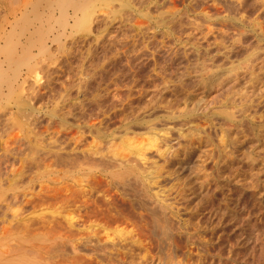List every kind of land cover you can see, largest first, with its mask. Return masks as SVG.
Wrapping results in <instances>:
<instances>
[{
    "label": "rangeland",
    "instance_id": "obj_1",
    "mask_svg": "<svg viewBox=\"0 0 264 264\" xmlns=\"http://www.w3.org/2000/svg\"><path fill=\"white\" fill-rule=\"evenodd\" d=\"M45 1L48 3V5H51V7H54V4L58 3L54 7L55 9L51 8L52 10H54V12L49 9L50 6L45 7L44 5L45 3H43ZM49 1L50 2H48V0H19V6L17 4V7L15 5L14 7L12 5L10 6L12 0H0V48H1L0 70H2L3 67L5 68V69L3 68L4 70L0 71V77L2 76L4 78L5 76L4 79H10L11 77L13 78V79L11 78L13 82L11 83L10 89L4 83H2L3 85L2 84L0 85L1 87L0 91L2 90L1 93H3V98L0 99V154L2 155V157L6 154L5 155L6 157L2 158L0 156L1 157L0 171L5 168V171L3 172L2 170V172L4 173V175H6L8 174L9 170L18 169L19 171L21 170L19 168H22L24 173L21 180L19 178L17 179L18 182L15 179L17 183L12 182L13 184L16 183L14 187H12V184L10 182L12 188H8L9 183H6L5 181H4L5 185L0 184V186L2 185L0 187V194L4 193L2 198L4 199V201L7 200L9 205L8 208L6 201L5 203H2L3 201L1 200L3 199L2 198L0 199V206H1L0 223L2 224V225L0 224V227L5 226L8 221H9L8 223L11 222L12 224L14 223L12 225L14 226L16 223L10 221L12 220L11 217L14 214L16 215V217L19 216L20 218L24 217L25 220H27V218L30 219L32 218V220H34L40 217L38 215L42 216L45 215V213L46 215H48L49 214L48 212H51L53 210V208L52 207L49 208L48 205H47L48 207L45 205L41 206L40 205L41 202H35L31 206H23L22 204H19V202L22 200L20 199L21 196L20 197L17 196L20 200L18 198H15L16 201L13 199L17 203L13 202L12 200L11 201L8 200L11 198L9 197V195H11L12 190H17L18 194L20 195V193L22 192L21 190H25V188L28 185H33L34 188L38 187L39 183L36 182L37 177L45 170L50 171V168H44V165L43 167H39L40 163L41 164H44V162L46 164L48 163V161L43 160L42 158L43 156L41 153H43V155H46L45 153L46 151L48 155H46L45 158H49L48 160L50 162V160H52V157L50 156L49 152L51 151L50 153L52 154L53 153L55 154L56 152L64 153L63 149H65L66 152V148H68L69 145H67V147L64 148V145H66L65 138H67L68 136L70 137L75 133L74 135L77 136V138L81 137L80 139L82 142L80 141V139L78 141L80 142L81 145L80 148L82 149L80 148L78 149L79 147L78 141L74 140L75 142H77L78 146L71 145L73 144L71 141L72 139H75L73 138L75 136L70 137L72 139L68 137L67 140L70 139L71 143L68 141L70 147H75V148L77 147V151H75V153L76 152L81 153V155L77 153V155L80 156V158H78L79 162L77 161L78 163L82 162L81 161L82 154L85 155L86 152L91 153L93 151V149L92 151L90 150L91 148H93L91 147L92 144L90 142L92 143L99 142V144L101 143L103 145L104 148L102 147V145H100V149H99L98 148L99 144L95 143L96 145H98V147L97 146L94 147L96 149L98 148L99 150H102V153L100 151L99 152L100 154H103V157L102 156L101 157L102 159H104L106 158L105 156H108L107 154H105L108 153L107 149L105 148L106 146H104L105 144L102 143L108 140V138H106L105 131L112 129L110 127V123L111 125L113 124L117 125L118 122L121 121L120 120L122 119L121 117L124 118L126 116L129 117V119L124 118L126 120L125 121L126 127L129 129L127 130V133L129 132L128 134L129 138H131L130 136L133 135L132 138H134V136L135 138L136 137L140 138L141 136L144 139L147 137H151V135L154 134L159 145L160 144L163 145L167 143L166 141L168 140L169 141L172 140L170 142L174 141L173 143H171V145L172 144L174 145L175 143H177L178 141L177 137L179 136L180 133L183 135L185 134L186 138L187 137L189 138V136L192 134L190 133V131L195 133L194 131L196 128L200 129L201 134L199 135L200 137L199 142L197 141L196 144L192 147L193 150L196 149L194 151L196 155L193 156L192 163L189 164L184 163L183 162L184 156L179 154V157L178 155L175 157V159L177 158L176 159L177 162L175 160H171L172 165L169 164V166H172L173 168L167 166L168 167L167 170L171 169L172 171L169 170V172L171 171L172 173H174L175 171V176H177V180L174 182V184L183 186L185 188V193L187 194L194 192L196 194V198L193 199L191 203H189V206H187L185 210H183L184 207L183 206H181V208L177 207L176 204H178V202L172 200L173 198L169 196V192H168L169 187L166 182H163L164 185H162V183L160 184L164 186L163 190L165 197L163 198L164 200L163 205H167L168 207L173 209V211H175L176 209L179 210L181 209L180 211L177 212V215L181 218H195V219L197 218L204 221L209 219V221L213 222L212 225L209 226V228L211 229L214 228L213 230L214 232L217 230L218 233L217 236L219 237L216 238V240L214 241L215 243H212L209 240L210 243L206 248L195 247V246L184 247L185 244L184 242L182 243L181 241L182 243L181 248L184 247L185 249L183 248L181 250L180 248L171 253L165 252L166 255H164L165 253L160 252L159 250L156 251V249L147 251L145 253L142 250H139L136 246H133L130 247L128 250V253L124 259L126 262L125 264L128 263L158 264V262L159 264H164V263L165 264H264V238H263L264 237V176H261L262 169L264 170V21H263L264 17H262L264 16V0H239V1L238 0H214V1L187 0L186 2L185 0H183L185 3L182 0H180L181 2L177 0L175 8H171L167 6L168 4L165 0H157V1L156 0H148V1L147 0H91L94 9L96 7L95 12H98L94 15H96L98 19L100 18V20H98L94 16L95 19L94 17L92 18L94 21L92 20V24L88 25V28L89 27L91 28L87 30L89 32L83 31V33L81 34L78 33L70 34L69 31L68 32L66 31L63 33L64 37L63 34L61 33L63 32L61 30L62 24H60L61 22L60 20L62 19L61 13L62 15L64 13L62 12L63 11L62 9L64 8L61 5L62 1L52 0L54 4H52L51 0ZM78 1L72 0V2L75 4H78L79 3ZM102 2L105 4H103ZM213 2L215 3L214 5ZM47 3L46 6H48ZM41 6L44 7L43 10H42L43 7ZM166 6L169 7V9H166ZM13 7L14 9L11 10ZM46 8L49 9V11ZM64 9L67 10L66 12V14L68 13L67 16H69V14L72 15L71 8H70L71 10L69 9V7ZM170 11L172 12L176 11L175 22H177V20L179 19H181L182 22L179 25L175 23L176 27L172 28V30H174L175 32L171 31L169 33L167 32L166 27L167 25H169L168 23L169 20H171L169 17ZM104 12H106V14H104ZM110 12L112 13L108 14ZM44 14H46V17H44L45 16ZM51 14L52 16L54 15L56 17L54 16L52 17ZM103 14L106 18L103 16ZM49 16L50 18L51 17L55 18L57 21L52 18L50 19ZM178 16H181L182 18ZM185 18L187 19L185 20ZM46 19H48V21ZM241 19L246 21L245 25L243 24L244 21L241 22ZM256 19L258 22L255 21ZM258 19L261 21V23ZM50 20L53 23L51 22L48 23ZM191 20L193 21V23L191 22ZM69 21L70 24L73 23L72 19H70ZM255 22H257L256 23L257 25L258 23L262 24V26L258 25V27L261 26L263 28L262 32H260V30L257 31L258 29H260V27L259 28L256 27ZM252 23L255 25L253 26ZM208 25L210 27H207ZM45 26H47L48 28L51 27L49 29L54 32L51 33V31L48 30V28ZM178 26L180 28H178ZM212 26L217 28H213ZM44 27L45 30L46 31L48 30L49 32L48 31L46 32L44 30ZM144 27L145 29L143 30L142 28ZM36 28L38 29L35 30ZM39 28L40 30L41 29L43 30L42 33L44 31L46 32V33L44 32L45 38H47V36L48 38L57 36L56 40L53 43H51L50 46L48 47L49 49L47 53L45 52L43 55L37 57V60L40 59L42 63V64L40 62L37 63L38 65L41 64L37 66V68L42 66L43 71H45L46 73H44L41 70L42 68L41 69L39 68L40 71L39 69L35 68V71L33 72L34 73L37 71L41 72L40 74L42 75L40 76L42 77L38 76L39 73L37 74V76L36 75L31 76L33 75V73L30 74V72L27 71L28 68L22 66L24 61L26 62L27 59L29 60L28 56L26 55H23L24 57L18 56L19 53H20L19 55L23 54L25 45L27 44L26 40L30 38L28 36L31 33H32L31 36L34 37L35 39L39 38L36 35L38 33H41ZM206 28L209 29L211 28L210 31L212 32V34L211 36L207 35L206 38L205 36L203 38L204 33L207 31ZM218 29H220L221 32ZM34 32L35 34H33ZM190 32H192L193 35ZM217 32L221 33L220 36L221 35L222 36L220 37ZM258 32L263 36L259 35ZM54 33L56 35H54ZM189 35H191V37ZM217 35L220 38L216 37ZM186 36L187 37L189 36L190 38L189 37L187 38ZM195 36L197 39L194 38ZM214 36L216 37V40H213ZM58 37L60 38V40ZM198 38H200L201 40ZM203 39L204 40L207 39V40L204 41ZM58 40L61 43L57 42ZM95 42L97 45L95 44ZM199 42H201L202 44ZM4 45L5 46L7 45L6 48H4L5 47ZM226 45L228 46V48ZM229 47H232L230 48L231 50L229 49ZM2 48L6 49L7 51L5 50V53H3L4 51H2L3 50ZM193 48L198 49V51L200 50L198 56L194 55V51H192ZM220 48L222 49L220 50ZM226 48L228 51L226 50ZM11 49L13 50V53ZM32 49L34 50L33 52L36 51L34 48ZM51 49L53 50V52ZM65 51H67L68 53H66ZM48 52H51L52 55L51 53L48 54ZM79 52L80 53L82 52L81 55ZM10 54H12L13 56L11 59L10 58L8 59L7 57L11 56ZM91 55H93L94 57ZM66 56L68 57L66 58ZM43 59L44 61H42ZM203 59L205 60V63ZM17 61L18 64L15 63ZM45 61L49 62L46 64V67H44L45 64L43 65V63H46ZM7 62H10L8 63L10 65L6 64ZM66 63L68 64L67 66ZM12 64L17 66H20L19 64H21L20 67L22 68L16 71L17 69L15 68V66L12 67L13 66ZM205 65L207 66L206 68L207 71L205 70L206 67ZM91 67L93 71L91 70ZM202 67L204 69H202ZM51 69H53L52 72ZM67 69L69 70V72ZM205 71L206 72L209 71L208 72L209 74H207ZM28 72L30 75L27 74ZM50 72L52 75L50 74ZM43 73L44 74L49 73V75L44 76ZM83 74L86 77L83 76ZM25 76H27L26 80L27 79L28 80L27 82L26 80H24L25 85L23 83L21 84L20 88H22L23 89L22 91L24 92L22 93L21 91L19 92V90L21 89L19 88L20 84H18V82H22V79H24ZM51 78L54 79H52L51 81ZM46 81H48L49 84L51 82L50 86ZM79 81L82 82L83 84L82 83L78 84ZM75 83L78 85L76 86ZM32 88L33 91L37 88L36 90L39 92V93L38 92L35 93L37 94V96L35 94L34 96L31 95L32 91L30 90ZM28 89L30 90L28 91ZM21 93L25 98L31 96L32 99L30 97L27 98L29 100L23 98ZM28 93H30L29 96ZM39 95L40 97L38 98ZM17 100L23 101L25 103V106L26 104L27 106L22 109L20 105L17 104ZM30 100L32 102H30ZM90 101H92L91 102L92 104L90 103ZM93 101L96 102L94 103ZM68 106L69 109L71 110H68ZM112 106H115V108H113ZM229 108L230 109L234 108V109L230 110ZM220 110L221 112L222 110H225L224 111L225 113L223 112L221 113ZM119 111H121L124 114V116ZM188 111H190V113L192 112V114L189 113L187 114ZM19 112L31 113L32 116L27 118L26 117L27 115L25 114L24 117L27 118L26 121V119L24 120L22 119L23 117L19 116L20 114ZM120 115L122 116L120 117ZM131 116H132V120H131ZM229 116L232 118H228ZM76 120L78 121L75 122ZM114 120L117 121L116 122L117 124H115ZM185 120L187 121V123L190 121L191 122L187 124ZM161 121H163V123ZM179 121L181 122V124ZM146 123L149 124L152 123L154 126L156 125L159 126L152 127L153 125L149 126V124L147 125ZM192 124L195 126L197 124V127L195 128V126H193ZM221 124L223 126H225L226 124L227 126H225V128L231 127V129H233L234 126L235 128L231 130L233 132L232 136L234 137L236 135L235 136L236 138L235 137L234 138L238 141L235 144V146L230 145L229 149H225L226 153L224 152L217 159L218 165H221L222 167L224 164H226L224 166L226 167L228 165L227 167L228 169L226 168L224 175L222 174V177L217 178L215 181L210 180L211 178H208L209 180L208 179L204 180L198 176L195 177V175L191 172V170L193 166L195 167L199 163L197 159L199 151L204 148L206 141L210 140L211 137L213 138L214 133H216L218 129L220 130L224 128L222 127ZM230 124L233 126H231ZM132 125L135 127H132ZM191 125L194 128L191 127ZM102 127L103 130H101ZM141 127L142 128L145 127V129H142ZM104 128L106 129L105 131ZM63 129H65L64 133H63ZM137 130L138 132H136ZM154 130L155 132H157L156 134ZM94 131L96 133L99 132L97 133L98 134L97 136L94 135L96 134ZM172 131L174 133H171ZM186 131L187 132L189 131L188 132L189 134H187ZM69 132H71V135ZM81 132H83L84 134ZM100 133L102 135H100ZM80 134L85 136L82 137V135L80 136ZM145 135H147V137H144ZM64 136L66 137L64 138ZM164 136L166 137L165 140L163 138ZM85 137L88 139H86ZM182 137H181L182 139L185 138L184 136ZM181 138H179L178 144L182 145V143L188 138L187 139L185 138L183 142ZM63 139L65 142L63 141ZM95 139H97L98 141H96ZM163 140L165 141V143ZM8 141H12V143H9ZM17 141L21 143H18ZM5 142L7 143V146ZM51 142L53 145L50 144ZM62 142H64V144ZM15 143H17V145L20 147L17 148V145H15ZM45 143L48 146H46ZM60 143L61 145H63V147L60 146V148L62 147L63 149L59 148ZM94 143L93 145H95ZM4 144L9 149V153L8 151L6 153L5 152L6 150L3 149ZM55 145H58V147H55ZM181 145L178 146L181 147ZM52 146H54V148ZM236 146L238 151L233 150L234 152L233 154L232 149L236 148ZM10 147H12L15 151L16 149H19L20 151L18 150L17 153L19 152L20 153L19 154L15 153V151ZM231 147L232 149H230ZM57 148H59L60 150ZM102 148L104 149V151ZM82 150L83 152L85 150L86 151L84 153L80 152ZM235 151L237 152V155ZM180 155L182 158L180 157ZM38 156L40 157L38 158ZM222 157L225 159H223ZM228 157H230L231 160L233 159L234 163L230 162L231 164H227V160L229 161L230 159ZM10 158L13 159V161ZM33 159L36 161H34ZM37 159L39 160L38 162ZM40 159L43 160L44 162L41 161ZM2 160L7 163L4 164L5 162H3ZM100 161L102 162L100 168H102L105 159L104 160L100 159ZM52 162H54V160H52ZM84 162L83 164H80V167L83 168V170H81L79 173L76 174V176H74L75 179L77 178L76 180L77 182L72 177L64 178V176L60 175L59 173H56L54 175L48 176L49 178H47V181H45V183L44 182L42 183L43 189L45 190L47 189L46 191H51V193L53 190L54 193L52 194H56V193L59 194L60 190L58 188L62 189L63 187L65 189L66 186L68 190H71L72 186L74 187L75 190L80 189V187L83 186L81 189L85 190L87 188H90V186H87V182L89 181L88 179L91 180L93 179L92 181L91 180L89 181L91 182L90 184H92V182L98 183L100 180L99 177H102L101 183L102 184L104 183L103 185L106 186V181H105L106 178H103L105 177L104 173L102 175H97L98 177H95L96 180H94V178L92 177V175L94 176V174L86 172L87 170H94V165L90 163L92 165L91 166L89 162H88L89 165L86 162L85 163ZM36 163L38 164L35 165ZM11 165L14 169H10ZM52 165L54 166V164H51V171L53 170L58 171L57 167L54 169L55 166L53 167ZM6 169H8L7 172ZM255 170H258V174H260L261 176L260 178H262L259 182L260 184L258 183L257 185L251 181V179L253 178V172ZM2 172L0 173L3 175ZM70 176H72V174H70ZM3 178L2 180L0 179L1 183H3L2 182ZM82 179L85 182H83ZM78 180H80L81 182H78ZM103 180L105 182H102ZM106 180L108 182V179ZM69 184L71 185V187ZM99 184L100 182L97 185ZM202 184L204 187L202 186ZM46 186H48L49 189L51 187V190H49L48 187ZM102 186L100 188H102ZM200 187H202L203 190L202 189L199 190ZM74 189L72 188L73 191ZM54 190H56V192ZM248 190L250 191V193ZM204 191H206L205 194L203 193ZM206 194H210V195H206ZM202 195L203 196L206 195L207 198L206 196H204L205 197L204 198ZM210 200L213 202H211ZM17 204H19L21 207H19ZM178 205L180 206L181 204L179 203ZM17 207L19 208L20 211L18 210ZM2 208H4L6 212ZM234 208H236V210H234ZM15 210H18L16 211L17 213H15ZM228 210L232 213H230ZM18 214L19 216H17ZM217 217H220V220H216L218 219ZM3 218L5 220L1 221L3 220ZM220 221L223 222L221 223ZM3 222H5V224ZM12 226L9 227L11 228ZM18 226H20V224ZM243 227L244 229H242ZM4 228L7 227L5 226ZM18 229L21 230L22 227ZM258 232L260 236L258 235ZM244 235L246 236L244 237ZM205 238H207V240L209 239V237L207 236ZM244 238L246 241L244 240ZM252 240H254V242ZM217 241L219 244H217ZM255 241H259L258 242L259 244ZM200 248H202L203 251ZM259 248L262 249L258 250ZM18 253L20 254L18 255ZM18 253L15 254H17L19 257L22 256L23 261L25 259L28 260V257L24 255L22 252H18ZM177 259L180 261H178ZM28 262L29 261H26L27 264Z\"/></svg>",
    "mask_w": 264,
    "mask_h": 264
},
{
    "label": "bare ground",
    "instance_id": "obj_2",
    "mask_svg": "<svg viewBox=\"0 0 264 264\" xmlns=\"http://www.w3.org/2000/svg\"><path fill=\"white\" fill-rule=\"evenodd\" d=\"M55 1V0H54ZM62 1L61 2V5L62 7L64 8H68L69 9L71 8L72 9V15L69 14V16H67L66 12L67 10L66 9H62L64 12L63 15L61 12H58V13H61V16H62V19L59 21L60 24H62V31L61 32L62 34L64 32H70V34H81L83 33V31H87L89 29H91L90 27L88 28V25L89 24H92V18L95 16L97 18L96 13L98 12H95V9H94V6L92 5V2L91 0H77L79 3L78 4H75L72 2V0H60ZM74 1V0H73ZM148 1V0H147ZM145 1V2H147ZM157 1V0H156ZM167 2V6L171 7V8H175L176 7V2L177 0H165ZM180 1V0H179ZM183 1V0H182ZM187 0H185L186 2ZM195 1V0H194ZM214 1V0H213ZM239 1V0H238ZM40 2V1H39ZM48 2H50L48 0ZM52 2V0H51ZM58 2V1H57ZM107 2V1H105ZM181 2V1H180ZM184 2V1H183ZM182 2V3H183ZM184 2V3H185ZM193 2V1H192ZM191 2V3H192ZM201 2V1H200ZM228 2V1H227ZM30 3V2H29ZM45 3V7H49L50 10H52L51 8H54L55 5L57 4H54V2H52V4H54V7H51V5H48V3L45 1L43 2ZM46 3L48 6H46ZM60 3V2H59ZM103 3V2H102ZM160 3V1H159ZM194 3V2H193ZM260 3V2H259ZM17 4L19 6V0H12V2L10 3V6H16L17 7ZM39 4V3H38ZM37 4V5H38ZM94 4V3H93ZM105 4V3H103ZM199 4V3H198ZM212 4V3H211ZM215 3L213 2V5ZM233 4V3H231ZM235 4V3H234ZM162 5V4H161ZM166 5V4H165ZM178 5V4H177ZM201 5V4H200ZM218 5V4H217ZM236 5V4H235ZM234 5V6H235ZM14 6V7H15ZM113 6V5H112ZM163 6V5H162ZM166 6V9H169V7ZM181 6V5H180ZM194 6V5H193ZM14 7L11 9L13 10ZM37 7V6H35ZM43 7V6H41ZM98 7V6H97ZM104 7V6H102ZM57 8V7H56ZM165 8V7H163ZM200 8V7H198ZM233 8V7H232ZM44 9V7L42 8V10ZM47 9V8H46ZM49 9H47L49 11ZM55 9V8H54ZM68 9V11H69ZM70 9V10H71ZM66 10V11H65ZM191 10V9H190ZM201 10V9H200ZM203 10V9H202ZM206 10V9H205ZM45 11V10H44ZM47 11V12H48ZM54 12V10H52ZM13 12V11H12ZM148 12V11H147ZM171 12V13H170ZM169 14H170V19L169 20V25H167V32H175L174 30H172V28L176 27V24L179 25L181 24L182 20L179 19L177 20V22H175L176 18H175V13L176 11L172 12L170 11ZM182 12V11H181ZM204 12V11H203ZM45 13V12H44ZM50 13V12H49ZM103 13V12H102ZM112 12L108 13V14H111ZM184 13V12H183ZM42 14V12H41ZM66 14V15H65ZM104 14H106V12H104ZM103 14V16H104ZM114 14V13H113ZM112 14V15H113ZM165 14V13H163ZM46 17V14H44ZM55 15V13H54ZM53 15V16H54ZM184 15V14H183ZM186 15V14H185ZM209 15V14H208ZM211 15V14H210ZM52 16V14H51ZM52 16V17H53ZM60 16V17H61ZM102 16V14H101ZM51 17V18H52ZM56 17V16H54ZM94 17V19H95ZM105 17V16H104ZM108 17V15H107ZM178 17H181V16H178ZM264 17V16H262ZM48 18V17H47ZM50 18V16H49ZM48 18V19H49ZM50 18V19H51ZM106 18V17H105ZM103 18V19H105ZM164 18V17H163ZM168 18V17H167ZM182 18V17H181ZM199 18V17H198ZM41 19V18H40ZM43 19V18H42ZM48 19H46L48 21ZM54 20H56L55 18H52ZM70 19H72L73 23L70 24ZM98 19V18H97ZM178 19V18H177ZM187 18H185L186 20ZM200 19V18H199ZM203 19V18H201ZM39 20V19H38ZM53 20V21H54ZM100 20V18L98 19ZM97 20V21H98ZM107 20V19H106ZM104 20V21H106ZM168 20V19H167ZM195 20V18H194ZM259 20V19H258ZM40 21V20H39ZM46 21V22H47ZM57 21V20H56ZM94 21V20H93ZM96 21V22H97ZM103 21V22H104ZM189 21V20H188ZM245 23H244V22ZM257 21V19L255 20ZM260 21V20H259ZM264 21V20H263ZM53 23L51 20L48 22V23ZM91 22V23H90ZM99 22V21H98ZM101 22V21H100ZM191 22L193 23V21L191 20ZM198 22V21H197ZM241 22H243V24L245 25L246 24V21L245 20H242L241 19ZM258 22V21H257ZM255 22V24L257 23ZM105 23V22H104ZM176 23V24H175ZM190 23V22H189ZM201 23V22H200ZM249 23V22H247ZM261 23V21H260ZM258 23V25H261ZM41 24V23H40ZM56 24V23H55ZM174 24V25H173ZM191 24V23H190ZM197 24V23H196ZM195 24V25H196ZM202 24V23H201ZM241 24V23H240ZM253 24V23H252ZM253 24V26L255 25ZM46 25V24H45ZM48 25V24H47ZM103 25V24H102ZM101 25V26H102ZM198 25V24H197ZM225 25V24H224ZM249 25V24H247ZM258 25L256 24V27H258ZM49 26V25H48ZM51 26V25H50ZM54 26V25H53ZM92 26V25H90ZM97 26V25H96ZM188 26V25H187ZM194 26V25H193ZM203 26V25H201ZM215 26V25H214ZM260 27V29H258L257 31L260 30V32H262L263 28ZM43 27V26H42ZM47 27V26H45ZM45 27H44V30H45ZM57 27V26H56ZM59 27V25H58ZM206 27V25H205ZM207 27H210L209 25ZM213 27V26H212ZM220 27V26H219ZM218 27V28H219ZM258 27V28H259ZM48 28V27H47ZM46 28V29H47ZM51 28V27H49ZM48 28V30H50ZM61 28V27H60ZM59 28V29H60ZM178 28H180L178 26ZM202 28V27H201ZM213 28H217V27H213ZM38 28H36L35 30H37ZM58 29V28H57ZM98 29V28H97ZM143 30L145 29L142 28ZM141 29V30H142ZM149 29V28H147ZM189 29V28H188ZM197 29V27H196ZM207 31L204 33L203 35V38L207 35H210L212 34V32L210 31L211 28H206ZM224 29V28H223ZM40 30V28H39ZM47 30V31H48ZM220 32L221 30L218 29ZM217 30V31H218ZM18 31V30H17ZM34 31V30H33ZM42 29L40 30L41 33H38L36 34L39 38H36L35 39L34 37L31 36V34L28 36L30 38H28L26 41H27V44L25 45V48H24V52L22 55H19L20 57H24L23 55H26L29 57V60L27 59L26 62L24 61L23 65L22 66H25L27 67V71L30 72V74L33 73V75L31 76H34L39 73L38 76L42 75L40 74L41 72H33L35 71V68H37V66L41 65V60H37V57L40 56V55H43L45 52L47 53L48 51V47L50 46L51 43H53L55 40H56V37L57 36H53V37H49L47 36V38L44 37V34L47 32L42 33ZM51 31V30H50ZM147 31V30H146ZM178 31V30H177ZM180 31V30H179ZM190 31V30H189ZM193 31V30H192ZM228 31V30H227ZM14 32V31H12ZM11 32V34H12ZM49 32V31H48ZM54 32V31H51V33ZM89 32V31H87ZM86 32V33H87ZM181 32V31H180ZM196 32V30H195ZM194 32V33H195ZM204 32V31H203ZM59 33V32H58ZM145 33V32H144ZM187 33V32H186ZM192 33V32H190ZM218 33V32H217ZM225 33V32H223ZM14 34V33H13ZM35 34V32L33 33ZM177 34V33H176ZM183 34V33H182ZM215 34V33H214ZM219 36L221 33H218ZM257 34V33H256ZM259 34V32H258ZM48 35V34H46ZM50 35V34H49ZM54 35H56L54 33ZM167 35V34H166ZM193 35V33H192ZM201 35V34H200ZM226 35V34H225ZM261 35V34H259ZM52 36V35H51ZM61 36V35H60ZM136 36V35H135ZM168 36V35H167ZM182 36V35H181ZM191 37V35H189ZM188 36V37H189ZM218 35L216 37H219ZM222 36V35H221ZM220 36V37H221ZM257 36V35H256ZM263 36V35H261ZM63 37H64V34H63ZM187 37V36H186ZM185 37V38H186ZM187 37V38H188ZM189 37V38H190ZM193 37V36H192ZM216 37L214 36V39L213 40H216ZM219 37V38H220ZM260 37V36H259ZM45 38V39H43ZM59 38V37H58ZM182 38V37H181ZM196 38V36L194 37ZM202 38V37H201ZM208 38V37H207ZM258 38V37H257ZM82 39V38H81ZM114 39V38H113ZM184 39V37H183ZM197 39V38H196ZM200 39V38H198ZM225 39V38H224ZM60 40V38H59ZM57 41V42H60V41ZM80 40V39H79ZM167 40V39H166ZM170 40V39H169ZM190 40V39H189ZM201 40V39H200ZM204 40V39H203ZM207 39H205L204 41H206ZM219 40V39H218ZM222 40V39H221ZM65 41V40H64ZM115 41V40H114ZM118 41V40H117ZM220 41V40H219ZM76 42V41H75ZM74 42V43H75ZM152 42V41H151ZM169 42V41H168ZM189 42V41H188ZM210 42V41H209ZM221 42V41H220ZM227 42V41H226ZM25 43V42H24ZM56 43V42H55ZM61 43V42H60ZM70 43V42H69ZM78 43V42H77ZM80 43V42H79ZM85 43H86V40H85ZM122 43V42H121ZM135 43V42H134ZM201 43V42H199ZM207 43V42H206ZM214 43V42H213ZM212 43V44H213ZM7 44V43H6ZM76 44V43H75ZM96 44V42H95ZM112 44V43H111ZM166 44V43H164ZM202 44V43H201ZM211 44V45H212ZM227 44V43H226ZM234 44V43H233ZM10 45V44H9ZM86 45V44H85ZM97 45V44H96ZM235 45V44H234ZM5 46V45H4ZM7 46V45H6ZM6 46L4 48H6ZM23 46V45H22ZM77 46V45H76ZM132 46V45H131ZM134 46V45H133ZM199 46V45H198ZM201 46V45H200ZM206 46V45H205ZM209 46V45H207ZM227 46V45H226ZM72 47V46H71ZM83 47V46H82ZM100 47V46H99ZM195 47H196V44H195ZM233 47V46H232ZM232 47H229L232 48ZM8 48V47H7ZM12 48V47H11ZM34 48L36 51L33 52L34 50L32 49ZM51 48V47H50ZM79 48V47H78ZM190 48V47H189ZM228 48V46H227ZM226 48V50H227ZM3 49V48H2ZM83 49V48H82ZM127 49V48H126ZM129 49V47H128ZM216 49V48H215ZM214 49V50H215ZM222 48H220L221 50ZM1 50V48H0ZM5 50L6 49H3L2 51H4L3 53H5ZM12 50V49H11ZM17 50V49H16ZM22 50V49H21ZM52 50V49H51ZM66 50V49H65ZM69 50V49H68ZM84 50V49H83ZM190 50V49H189ZM231 50V49H230ZM7 51V50H6ZM64 51V49H63ZM93 51V50H92ZM134 51V50H133ZM159 51V50H158ZM194 51V55L195 56H198L200 50L198 51V49H195L193 48ZM216 51V50H215ZM228 51V50H227ZM53 52V50H52ZM66 53H68L67 51H65ZM70 52V51H69ZM113 52V51H112ZM129 52V50H128ZM132 52V51H131ZM179 52V50H178ZM221 52V51H220ZM11 53V52H10ZM12 53H13V50H12ZM51 52H48V54H50ZM78 53V52H77ZM80 53V52H79ZM82 53V52H81ZM80 53V55H81ZM93 53V52H92ZM192 53V52H191ZM203 53V52H202ZM210 53V52H209ZM7 54V53H6ZM5 54V55H6ZM14 54H17V53H14ZM70 54V53H69ZM117 54V53H116ZM201 54V53H200ZM9 55V54H8ZM11 56H8L7 58L11 59L12 58V54H10ZM47 55V54H45ZM52 55V53H51ZM68 55V54H67ZM74 55V54H73ZM115 55V54H114ZM113 55V56H114ZM121 55V54H120ZM188 55V54H187ZM54 56V55H53ZM59 56V55H58ZM70 56V55H69ZM93 56V55H91ZM194 56V57H195ZM205 56V55H204ZM215 56V55H214ZM220 56V55H219ZM6 57V56H5ZM16 57V56H15ZM68 56H66L67 58ZM90 57V56H89ZM94 57V56H93ZM201 57V56H200ZM58 58V57H57ZM81 58V57H80ZM14 59V58H13ZM24 59V58H23ZM22 59V61H23ZM91 59V58H90ZM120 59V58H119ZM194 59V58H193ZM192 59V60H193ZM225 59V57H224ZM2 60V59H1ZM60 60V59H59ZM70 60V59H69ZM89 60V59H88ZM195 60V59H194ZM204 60V59H203ZM38 61V62H37ZM44 61V59L42 60ZM101 61V60H100ZM104 61V60H103ZM41 63V64H37V63ZM46 63H43V65L45 64L44 67H46V64L49 63L47 61H45ZM88 62V61H87ZM91 62V60H90ZM89 62V63H90ZM203 62V61H202ZM10 62H7L6 64H8ZM18 64V61L15 62ZM94 63V62H93ZM96 63V62H95ZM204 63H205V60H204ZM87 64V63H86ZM92 64V63H91ZM90 64V65H91ZM99 64V63H97ZM195 64V62H194ZM10 65V64H8ZM13 65V66H12ZM11 66L14 67L17 69L16 71H18L19 69H21L22 67L21 64H19L20 66H17V65H14L12 64ZM51 65V64H50ZM60 65V64H59ZM68 64L66 63V66ZM204 65V64H203ZM209 65V64H208ZM2 66V65H1ZM10 66V67H11ZM76 66V65H75ZM86 66V65H85ZM98 66V65H97ZM115 66V65H114ZM196 66V65H194ZM193 66V67H194ZM206 66V65H205ZM211 66V65H210ZM8 67V66H7ZM9 67V68H10ZM18 67V68H17ZM20 67V68H19ZM52 67V66H51ZM62 67V66H61ZM90 67V66H89ZM93 67V66H92ZM92 67H91V70H92ZM103 67V66H102ZM101 67V68H102ZM105 67V66H104ZM163 67V66H162ZM215 67V66H213ZM4 68V67H3ZM2 68V70H4ZM41 69L43 71V67L40 66L38 67L37 69ZM201 68V67H200ZM207 66L205 67V70H206ZM251 68V66H250ZM39 69V71H40ZM44 69H47V68H44ZM95 69V68H93ZM105 69V68H104ZM110 69V68H109ZM160 69V68H159ZM202 69H204L202 67ZM211 69V68H210ZM0 70V71H2ZM50 70V69H48ZM46 70V71H48ZM53 69H51V72H52ZM68 70V69H67ZM66 70V71H67ZM122 70V69H121ZM120 70V71H121ZM191 70V69H190ZM188 70V71H190ZM214 70V69H213ZM24 71V70H23ZM26 71V70H25ZM57 71V70H56ZM72 71V70H71ZM79 71V70H78ZM93 71V70H92ZM119 71V70H118ZM160 71V70H159ZM207 71V70H206ZM205 71V72H206ZM20 72V71H19ZM29 72L27 73L28 75ZM44 73H46L45 71H43ZM50 72V74H51ZM55 72V71H54ZM53 72V73H54ZM65 72V70H64ZM69 72V70H68ZM91 72V71H90ZM105 72V71H104ZM115 72V71H114ZM184 72V71H183ZM204 72V73H205ZM209 72V71H208ZM208 72H206L207 74H209ZM21 73V72H20ZM43 73V74H44ZM56 73V72H55ZM84 73V72H83ZM88 73V72H87ZM97 73V72H96ZM162 73V72H161ZM195 73V72H194ZM203 73V72H201ZM213 73V72H212ZM15 74V73H14ZM23 74V73H22ZM26 74V75H27ZM59 74V72H58ZM71 74V73H70ZM76 74V73H75ZM78 74V73H77ZM85 74V73H84ZM83 74V76H85ZM99 74V73H98ZM102 74V73H101ZM107 74V73H106ZM116 74V73H115ZM164 74V73H163ZM179 74V73H178ZM45 75H49L48 74H44ZM52 75V74H51ZM87 75V74H86ZM190 75V74H189ZM197 75V74H196ZM204 75V74H203ZM202 75V76H203ZM213 75V74H211ZM14 76V75H12ZM20 76V75H19ZM79 76V75H78ZM113 76V75H111ZM188 76V75H187ZM201 76V77H202ZM208 76V75H206ZM16 77V76H15ZM24 77V76H23ZM26 77L24 79H22V82H18L19 85V88L21 87V84L25 83L24 80H26ZM42 77V76H40ZM68 77V76H67ZM86 77V76H85ZM101 77V76H100ZM5 78V76H4ZM2 76L0 77V85L2 83L6 84L7 87L10 89L11 87V83L13 82V80L10 79H4ZM21 78V77H20ZM178 78V77H177ZM212 78V77H211ZM13 79V78H12ZM52 79L54 78H51V81ZM94 79V78H93ZM104 79V78H103ZM107 79V78H106ZM121 79V78H120ZM203 79V78H202ZM201 79V80H202ZM206 79V78H205ZM208 79V78H207ZM210 79V78H209ZM28 80V79H27ZM26 80V82H27ZM78 80V79H77ZM99 80V79H98ZM96 80V81H98ZM118 80V79H117ZM197 80V79H196ZM58 81V80H57ZM83 81V80H82ZM104 81V80H102ZM194 81V80H193ZM204 81V80H203ZM48 82V81H46ZM16 83V82H15ZM72 83V82H71ZM79 83H82V82H78ZM204 83V82H202ZM201 83V84H202ZM34 84V83H33ZM51 84V82H50ZM49 82H48V85L50 86ZM76 84V83H75ZM76 84V86L78 85ZM83 84V83H82ZM106 84V83H105ZM3 85V84H2ZM5 85V86H6ZM25 85V84H24ZM23 85V86H24ZM32 85V84H31ZM104 85V84H103ZM200 85V84H199ZM35 86V85H34ZM39 86V85H38ZM86 86V85H85ZM18 88V87H17ZM83 88V87H82ZM87 88V87H86ZM1 89V87H0ZM4 89V88H2ZM21 90H19V92L21 91L22 93H24L22 90V88H20ZM35 89V88H34ZM37 89V88H36ZM35 89V90H36ZM42 89V87H41ZM39 89V90H41ZM47 89V88H46ZM81 89V88H80ZM30 89H28L29 91ZM33 91V88L30 90L32 91V94L34 96L35 93H37L38 91ZM2 91V90H1ZM0 91V99L3 98V93H1ZM16 91V90H15ZM85 91V90H84ZM81 92V90H80ZM21 93V94H22ZM31 93V92H30ZM28 93V96L29 94ZM39 93V92H38ZM44 93V92H43ZM239 93V92H238ZM41 94V93H40ZM117 94V93H116ZM246 94V93H245ZM12 95V94H11ZM25 95V94H24ZM37 96V94H35ZM114 95V94H113ZM112 95V96H113ZM241 95V94H240ZM20 96V94H19ZM23 96V94H22ZM35 96V97H36ZM7 97V95H6ZM31 99L32 97L29 96ZM27 97V98H29ZM40 97V95L38 96V98ZM96 97V96H95ZM116 97V96H115ZM114 97V98H115ZM23 98H25L23 96ZM25 98V99H27ZM34 98V97H33ZM8 99V98H7ZM21 99V98H20ZM95 99V98H94ZM112 99V97H111ZM16 100V99H15ZM14 100V101H15ZM29 100V99H27ZM79 101V100H78ZM121 101V100H119ZM20 102V103H18ZM30 102H32L30 100ZM92 101H90L91 103ZM94 102V101H93ZM96 102V101H95ZM94 102V103H95ZM114 102V101H113ZM79 103V102H78ZM227 103V102H226ZM230 103V102H229ZM16 104V102H15ZM17 104L20 105V107L23 109L27 106H25V103L23 101H18L17 100ZM81 104V103H80ZM86 104V103H85ZM92 104V103H91ZM83 105V104H82ZM115 105V103H114ZM78 106V105H77ZM119 106H120V103H119ZM118 106V107H119ZM73 107V106H71ZM80 107V106H79ZM113 108H115V106H112ZM124 107V106H123ZM185 107V106H184ZM223 107V106H222ZM81 108V107H80ZM87 108V107H86ZM111 108V107H110ZM195 108V107H194ZM246 108V107H245ZM78 109V107H77ZM76 109V110H77ZM187 109V108H186ZM230 109V108H229ZM234 109V108H233ZM233 109H230V110H233ZM254 109V108H252ZM26 110V109H25ZM68 110H71L69 109V106H68ZM75 110V111H76ZM110 110V109H109ZM117 110V109H116ZM195 110V109H194ZM197 110V108H196ZM241 110V109H240ZM239 110V111H240ZM81 111V110H80ZM124 111V110H122ZM185 111V110H184ZM192 111V110H191ZM225 110H222L223 113ZM238 111V109H237ZM69 112V111H68ZM100 112V111H99ZM121 112V111H119ZM179 112V111H178ZM181 112V111H180ZM193 112V111H192ZM192 112L190 113V111L187 112V114H192ZM196 112V111H195ZM221 112V110H220ZM221 112V113H222ZM243 112V110H242ZM241 112V113H242ZM21 115H20V114ZM19 116L20 117H23L22 119H26L27 121V118L28 117H31V113H22V112H19ZM66 113V111H65ZM73 113V112H72ZM77 113V112H76ZM75 113V114H76ZM83 113V112H82ZM101 113V112H100ZM107 113V112H106ZM116 113V112H115ZM185 113V112H183ZM198 113V112H197ZM235 113V111H234ZM240 113V114H241ZM25 114L27 115L26 117ZM30 114V116H29ZM61 114H64V113H61ZM113 114V113H112ZM117 114V113H116ZM119 114V113H118ZM121 114H123L121 112ZM177 114V113H176ZM237 114V113H236ZM239 114V113H238ZM245 114V113H244ZM23 115V116H22ZM100 115V114H99ZM115 115V114H114ZM178 115V114H177ZM222 115V114H221ZM224 115V114H223ZM228 115V114H227ZM235 115V114H234ZM242 115V114H241ZM34 116V115H33ZM66 116H69V115H66ZM109 116V115H108ZM112 116V115H111ZM118 116V115H117ZM122 115H120L121 117ZM124 116V114H123ZM184 116V115H182ZM186 116V115H185ZM236 116V115H235ZM80 117V116H79ZM82 117V116H81ZM115 117V116H114ZM239 117V115H238ZM237 117V118H238ZM76 118V117H75ZM95 118V117H94ZM99 118V117H98ZM119 118V117H118ZM122 119H120L118 122V124L116 123L117 121H115V124L117 125H111L110 123V127L112 129H109V130H106L104 128V131L106 132V138H108V140L102 142L103 144H105L104 146H106L105 148L107 149L108 153H105L107 154L108 156H105L107 158H104L105 159V162L103 163V169L100 168V165L102 164V162L100 161L101 160H104L102 159L103 157V154H100V152L102 153V150H99L100 149V145H102L101 143L99 144L96 143V144H99V147L98 145H96L94 142L95 145H93L92 142H90L92 145L90 150L93 151L91 153H88L86 152L85 155L82 154V162L78 163V158H80L79 155H77V153L79 152H76L77 151V147H70V144H68L70 142V137L72 136H75L74 134V131H73V135L72 136H68L70 139L65 138L66 136H64V138L66 139V145H64V148L68 146V148H66V152H65V149H63V145H61V143L59 144V148L60 146H62L60 149H63L64 150V153H58L56 152L55 154L53 153H50V156L52 157V160H54V162H52V160H50V163L49 162V158H45L46 155H48V153L45 151L46 155H43L42 154V158L44 161H48V163L46 164L44 162V164H39V167H43L44 165V168H50V171L48 170H45L44 172H42L38 177H37V180L36 182L39 183L38 187L34 188L33 185H28L25 190H21L22 192L20 193V195L18 194V191L17 190H12L11 192V195H9V197H11L10 199H8L9 201H13L15 202V198H18L21 196L20 199H22L19 204H22L23 206H31L33 203L35 202H41V206L42 205H45V206H49L53 208V210L51 212H48L49 214L46 215H38L40 216L38 219H34L32 220V218H27V220H25V218H20L19 214L17 216L19 217H16V215L12 214L13 216L11 217L12 220L10 221H13L15 222L16 226H12V222L11 223H8L5 225L7 228H4L5 226H1L0 227V264H27L26 261H29L28 264H125V257L128 253V250L130 247H133V246H136L139 250H142L143 252H147V251H150V250H159L160 252H163V253H171V252H174L178 249H180L182 247V243L184 242L185 246L184 247H190V246H195V247H202V248H206L208 245H209V240L212 242V243H215L214 241L216 240V238H218L219 236L218 233H217V230L214 232V228H209L210 225H212V221H209V219H207L206 221L204 220H201V219H195V218H181L177 215V212L180 211L179 209H176L175 211H173V209H171L170 207H168L167 205H163L164 203V200L163 198L165 197L164 196V185L163 182H166L167 185H168V192H169V196H171L176 202H178V204L180 203L181 205L179 206L178 204L177 207H180L183 206V210H185L187 208V206H189V203H191V201L193 199L196 198V194L194 192H191V193H185V188L181 185H176L174 184V182L177 180V176H175V171L174 173H172L171 170L169 172V170H167L168 167H172V166H169L172 165L171 164V160H175V157L178 155L179 157V154L183 155L184 159H183V162L186 163V164H189V163H192V160H193V156L196 155V153H194V151L196 150H193V146L196 144V142L198 141L199 142V135L201 134V131L200 129H197V124L195 126V133H193L192 131H190V133H192L189 138L187 139L185 134H179V136L177 137L178 141H179V138H181L182 136H184L187 140L184 141V139H182V145L181 144H178V141L177 143H175L174 145L171 143L173 142H170L172 140H168L166 141L167 143H165V136L163 137L164 138V143L163 145H159L155 135H151V137H147V135H145L144 137H147V138H144L140 136V138H132V136H130L131 138H129L128 134L129 132L127 133V130H129L127 127H126V123H125V119L124 118H128L129 117H121ZM135 118V117H133ZM185 118V117H184ZM183 118V119H184ZM189 118V117H188ZM227 118V117H226ZM228 118H232V117H228ZM83 119V118H82ZM127 119V120H128ZM190 119V118H189ZM188 119V120H189ZM193 119V118H192ZM234 119V118H233ZM75 120V119H74ZM112 120V119H111ZM123 120V121H122ZM131 120H132V116H131ZM187 120V118H186ZM185 120V121H186ZM191 120V119H190ZM195 120H198V119H195ZM202 120V119H201ZM78 120H76L75 122H77ZM81 121V120H80ZM109 121V120H108ZM129 121V120H128ZM158 121V120H157ZM172 121V120H171ZM182 121V120H181ZM11 122V121H10ZM18 122V121H17ZM74 122V123H75ZM110 122V121H109ZM112 122V121H111ZM148 122V121H147ZM163 123V121H161ZM165 122V121H164ZM180 122V121H179ZM178 122V123H179ZM191 122V121H190ZM188 122V123H190ZM194 122V121H193ZM12 123V122H11ZM103 123V122H102ZM113 123V122H112ZM177 123V125H178ZM187 123V121H186ZM187 123V124H188ZM201 123V121H200ZM221 123H222V120H221ZM226 123V122H225ZM147 125L149 123H146ZM151 124V125H150ZM149 126H152L153 124L150 123ZM176 124V123H175ZM181 124V122H180ZM199 124V123H198ZM62 125V124H61ZM145 125V124H144ZM162 125V124H160ZM184 125V124H183ZM191 125V127H193ZM222 125V124H221ZM231 125V124H230ZM236 125V124H235ZM63 126V125H62ZM107 126V125H106ZM157 126V125H156ZM156 126H152V127H156ZM159 126V125H158ZM157 126V127H158ZM225 126H227L225 124ZM225 126L222 125V127H224L223 129H218V131L216 133H214V136L213 138L211 137L210 140L206 141L205 143V146L203 149H201L199 151V154H198V164L191 170V172L195 175V177H200L202 179H208V178H211L210 180H216L217 178L219 177H222V174L224 175V172L226 170V168L228 167V165L225 167L224 164L222 167L221 165H218V161L217 159L220 157V155H222L224 152H225V149H229V146L230 145H234L238 142L233 136H232V131L235 127L233 125V129H231V127H227L225 128ZM64 127V126H63ZM70 127V126H69ZM109 127V126H108ZM109 127V128H110ZM132 127H135L132 125ZM66 128V127H65ZM98 128V127H97ZM107 128V127H106ZM142 128V127H141ZM180 128V127H179ZM194 128V127H193ZM238 128V127H236ZM62 129V128H61ZM91 129V128H89ZM94 129V128H93ZM92 129V130H93ZM101 129V128H100ZM130 129H131V126H130ZM136 129V128H135ZM138 129V128H137ZM142 129H145L142 128ZM64 130L63 129V133H64ZM91 130V131H92ZM96 130V129H95ZM103 130V127L102 129ZM134 130V129H133ZM147 130V129H146ZM156 130V129H155ZM154 130V132H155ZM186 130V129H185ZM236 130V129H235ZM62 131V130H60ZM59 131V132H60ZM77 131V130H76ZM87 131V130H86ZM184 131V130H183ZM67 132V131H66ZM95 132V131H94ZM94 132H91V133H94ZM138 132V130L136 131ZM152 132V131H151ZM153 132V133H154ZM187 132V131H186ZM189 132V131H188ZM187 132V134H189ZM235 132V131H234ZM61 133V132H60ZM70 135H71V132H69ZM77 133V132H76ZM80 133V132H79ZM83 133V132H81ZM96 133V132H95ZM99 133V132H97ZM94 134L95 136H97L98 134ZM141 133V131H140ZM157 132H155L156 134ZM160 133V132H159ZM164 133V132H163ZM171 133H174L173 131ZM236 133V132H235ZM234 133V134H235ZM84 134V133H83ZM138 134V133H137ZM143 134V133H142ZM141 134V135H142ZM165 134V133H164ZM168 134V132H167ZM176 134V132H175ZM186 134V135H187ZM65 135V134H64ZM77 135V134H76ZM82 134H80L81 136ZM100 135H102L100 133ZM131 135V133H130ZM140 135V134H139ZM149 135V134H148ZM159 135V134H158ZM170 135V134H169ZM182 135V136H181ZM10 136V135H9ZM85 136V135H82V137ZM138 136V135H137ZM143 136V135H142ZM150 136V135H149ZM13 137V136H12ZM128 137V138H127ZM139 137V136H138ZM175 137V136H174ZM59 138V137H58ZM75 139H72V143L74 144H71L72 146H76L77 145V142L75 141H78L80 138L77 136L73 137ZM86 138V137H85ZM159 138V137H158ZM17 139V138H16ZM60 139V138H59ZM77 139V140H76ZM83 139V138H82ZM88 139V138H86ZM90 139V138H89ZM104 139V138H103ZM161 139V138H160ZM176 139V138H175ZM176 139V140H177ZM180 139V140H181ZM18 140V139H17ZM55 140V139H54ZM57 140V138H56ZM61 140V139H60ZM59 140V141H60ZM75 140V141H74ZM85 140V139H84ZM96 141H98L97 139H95ZM93 140V141H95ZM159 140V139H158ZM5 141V140H4ZM62 141V140H61ZM64 141V139H63ZM69 141V142H68ZM81 141V139H80ZM86 141V140H85ZM91 141V140H89ZM100 141V140H99ZM7 142V141H6ZM5 142L6 146H7V143ZM9 143H12V141H8ZM18 142V141H17ZM55 142V141H54ZM65 142V141H64ZM64 142H62L64 144ZM70 142V143H71ZM82 142V141H81ZM88 142V141H87ZM162 142V141H161ZM4 143V142H3ZM14 143V142H13ZM18 143H21V142H18ZM57 143V142H56ZM79 143V147L78 149L81 147L80 145V142L78 141ZM86 143V142H85ZM88 143V144H90ZM181 143V142H179ZM4 144V147L3 149L6 150L5 152L9 153V149L5 146ZM23 144V142H22ZM52 144V142L50 143ZM49 144V145H50ZM83 144V143H82ZM242 144V143H241ZM10 145V144H9ZM8 145V146H9ZM15 145H17V143H15ZM46 146H48L46 143H45ZM53 145V144H52ZM85 145V144H84ZM181 145V147L179 146ZM23 146V145H22ZM21 146V147H22ZM78 146V145H77ZM86 146V145H85ZM89 146V145H88ZM94 146H97L98 148L96 149ZM2 147V146H1ZM20 147L17 145V148ZM54 148V146H52ZM55 147H58V145H55ZM103 147V145H102ZM240 147V146H239ZM11 149H13L12 147H10ZM51 148V147H50ZM57 148V149H59ZM90 148V147H89ZM104 148V147H103ZM102 148V149H103ZM234 148V147H233ZM16 149V148H15ZM59 149V150H60ZM82 149V148H80ZM232 149V147L230 148ZM2 150V151H4ZM14 150V149H13ZM19 149H16L15 153H17ZM68 150V152H67ZM89 150V149H88ZM233 150H237V146L236 148L232 149V152ZM20 151V150H19ZM62 151V150H61ZM86 151V150H85ZM84 151V152H85ZM100 151V152H99ZM104 151V149H103ZM106 151V150H105ZM106 151V152H107ZM235 151V152H236ZM4 152V154H5ZM13 152V151H12ZM80 152H83L80 151ZM83 152V153H84ZM197 152V151H196ZM11 153V152H10ZM20 153V152H19ZM17 153V154H19ZM44 153V154H45ZM99 153V154H98ZM226 153V152H225ZM3 154V155H4ZM16 154V155H17ZM39 154V155H41ZM52 154V155H51ZM81 155V153H79ZM104 154V155H105ZM234 154V152H233ZM243 154V153H242ZM6 155V154H5ZM3 156V157H6V156ZM12 155V154H11ZM180 155V157H181ZM230 155V154H228ZM236 155H237V152H236ZM0 156L2 157V155L0 154ZM79 156V157H78ZM99 156V157H98ZM102 156V157H101ZM242 156V155H241ZM0 157V158H1ZM2 157V158H3ZM40 156H38L39 158ZM49 157V156H48ZM50 157V158H51ZM101 157V158H100ZM9 158V157H8ZM45 158V159H44ZM54 158V159H53ZM100 158V159H99ZM174 158V159H173ZM182 158V157H181ZM196 158V157H195ZM223 158V157H222ZM221 158V159H222ZM230 158V157H228ZM6 159V158H5ZM11 159V158H10ZM47 159V160H46ZM225 159V158H223ZM222 159V160H223ZM227 159V158H226ZM242 159V158H241ZM4 160V159H3ZM2 160V161H3ZM13 161V159H11ZM34 160V159H33ZM88 164L91 163L92 165H94V170H85L86 172H89V173H92L94 174V176L92 175V177L94 178V180H96L95 177H98L97 175H102L104 173V176L103 178H106L108 179V182L107 180L105 179L106 181V186H104L102 183H101V179L102 177H99L100 180V184L102 186V188H100V184L97 185L98 183L97 182H94L96 184H94L92 182V184H90L91 182H89L91 179H88L87 181V186H90V188H87L85 190H82L81 188L83 186L80 187V189H77L75 190L74 187L70 185L71 187V190L72 188L74 189V191L72 190H68L67 186L65 187V189L62 187L61 188H58L60 190V193H56V194H52L54 193L53 190H52V193L51 191H46L45 189H43V186H42V183L45 181H47V178H49L48 176H51V175H54L56 173H59L60 175L64 176L65 177H72L74 178V176H76L77 173H79L81 170H83V168L80 167V164H83L84 161ZM196 160V159H195ZM36 161V160H34ZM39 160L37 159V162ZM78 161V162H77ZM225 161V160H224ZM236 161V160H235ZM5 162V161H3ZM11 162V161H10ZM42 162V163H43ZM84 162V163H85ZM174 162V161H173ZM177 162V161H176ZM195 162V161H194ZM193 162V163H194ZM226 162V161H225ZM230 162H233V159L231 160V158L229 159V161L227 160V164H231ZM7 162H5L4 164H6ZM13 163V162H12ZM197 163V162H196ZM195 163V164H196ZM221 163V162H220ZM234 163V162H233ZM3 164V163H2ZM3 164V165H4ZM22 164V163H21ZM38 163H36L35 165H37ZM46 164V165H45ZM50 164V165H48ZM51 164H54V169L57 167L58 171L56 170H53L51 171ZM88 164V165H89ZM90 164V165H91ZM174 164V163H173ZM177 164V163H176ZM10 165V164H9ZM42 165V166H40ZM91 165V166H92ZM180 165V164H179ZM14 166V165H13ZM87 166V165H86ZM168 166V167H167ZM174 166V165H173ZM1 167V166H0ZM5 167V166H4ZM12 165L10 166V169H14ZM37 167V166H36ZM60 170H59V168ZM83 167V166H82ZM9 168V166H8ZM24 168V167H23ZM92 168V167H90ZM173 168V167H172ZM230 168V167H229ZM233 168V167H232ZM260 168V167H259ZM21 170L18 171V169H14V170H9L8 174L4 175V171H5V168L2 169L0 172L3 173V175L0 173V179L2 180L3 176V183H1V180H0V184L2 185H5V182L6 183H9L8 185V188H12L14 187V185L18 182L17 179L20 178V180L22 179L24 173H23V169L22 168H19ZM53 169V168H52ZM166 169V170H165ZM228 169V168H227ZM8 169H6V172H7ZM160 170V172H159ZM25 172V171H24ZM260 172V171H259ZM171 173V174H170ZM229 173V172H228ZM70 174H72V176H70ZM231 174V173H230ZM262 175L261 176H264V170L262 169ZM96 175V176H95ZM260 174H258V170H255L253 172V178L251 179V181L253 183H255L256 185L260 182V180L262 178ZM53 178V177H52ZM61 178V177H60ZM71 178V179H72ZM79 178V177H78ZM88 178V177H87ZM86 178V179H87ZM98 178V179H99ZM16 179V181H15ZM57 179V178H55ZM75 179V178H74ZM52 180V179H51ZM77 180V178L75 179V181ZM83 180V179H82ZM93 180V179H92ZM91 180V181H92ZM203 180V181H204ZM209 180V179H208ZM5 181V182H4ZM74 181V180H73ZM74 181V182H75ZM104 180L102 182H105ZM202 181V182H203ZM249 181V182H251ZM10 182L12 184V187L10 185ZM12 182H16V183H12ZM77 182V181H76ZM78 182H81L80 180H78ZM83 182H85L83 180ZM209 182V181H208ZM63 183V182H62ZM61 183V184H62ZM162 183V185H160ZM211 183V181H210ZM213 183V182H212ZM67 184V183H66ZM81 184V183H79ZM84 184V183H82ZM86 184V183H85ZM89 184V185H88ZM204 184V183H203ZM202 184V186H203ZM207 184V183H206ZM252 184V183H251ZM260 184V183H259ZM1 185V186H2ZM64 185V184H63ZM201 185V184H200ZM0 186V187H1ZM45 186V185H44ZM208 186V185H207ZM33 187V188H32ZM48 187V186H46ZM53 187V186H52ZM69 187V188H70ZM85 187V186H84ZM105 187V188H104ZM204 187V186H203ZM67 188V189H66ZM206 188V187H205ZM262 188V187H261ZM49 189V187H48ZM55 189V188H53ZM57 189V188H56ZM84 189V188H83ZM202 189V187L199 188V190ZM51 190V187L50 189ZM58 190V191H59ZM203 190V189H202ZM206 190V189H205ZM209 190V189H207ZM56 192V190H54ZM249 191V190H248ZM201 192V191H200ZM208 192V191H207ZM211 192V191H210ZM204 194L206 193V191L203 192ZM209 193V192H208ZM250 193V191H249ZM4 194V193H3ZM3 194H0V199L3 197ZM51 194V195H50ZM58 194V195H57ZM55 195V196H53ZM168 195V194H167ZM206 195H210V194H206ZM204 195V196H206ZM250 195V194H249ZM248 195V196H249ZM18 196V197H17ZM201 196V195H200ZM203 196V195H202ZM203 196V197H204ZM210 197V196H208ZM6 198V196H5ZM205 198V197H204ZM207 198V196H206ZM3 199V198H2ZM15 201H14V200ZM19 199V198H18ZM19 199V200H20ZM200 199V198H199ZM18 200V201H19ZM237 200V199H236ZM3 201L2 203H5L6 201V204H7V207L9 206L8 205V201L4 199L1 200ZM211 201V200H210ZM206 202V201H205ZM213 202V201H211ZM228 202V201H227ZM10 203V202H9ZM17 203V202H15ZM200 203V202H199ZM209 203V202H208ZM229 203V202H228ZM231 203V202H230ZM19 204H17L19 207H21ZM235 204V203H234ZM12 205V204H11ZM14 205V204H13ZM16 205V206H17ZM199 205V204H198ZM197 205V206H198ZM211 205V204H210ZM214 205V204H213ZM232 205V204H231ZM238 205V204H237ZM47 206V207H48ZM200 206V205H199ZM1 207V206H0ZM3 207V206H2ZM7 207H4V208H7ZM208 207V206H207ZM210 207V206H209ZM214 207V206H213ZM218 207V205H217ZM221 207V206H220ZM230 207V206H229ZM232 207V206H231ZM236 207V206H235ZM4 208H2L4 210ZM9 208V207H8ZM18 208V207H17ZM23 208V207H22ZM216 208V207H215ZM226 208V207H225ZM221 209V208H220ZM9 210V209H8ZM19 210V208H18ZM18 210H15V213H17L16 211ZM22 210V209H21ZM201 210V209H200ZM218 210V209H217ZM230 210V209H229ZM228 210V211H229ZM234 210H236V208H234ZM5 211V210H4ZM20 211V210H19ZM173 211V212H172ZM198 211V210H197ZM232 211V210H231ZM6 212V211H5ZM227 212V211H226ZM230 212V211H229ZM14 213V212H13ZM219 213V212H218ZM221 213V212H220ZM225 213V211H224ZM232 213V212H230ZM2 215V214H1ZM21 215V214H20ZM32 216V215H31ZM10 217V216H9ZM37 217V216H36ZM10 218V219H11ZM218 219L216 220H220V217H217ZM223 218V217H222ZM24 219V220H23ZM5 219L3 218V220L1 221H4ZM224 221V220H223ZM222 221V222H223ZM218 222V221H217ZM221 222V221H220ZM221 222V223H222ZM5 224V222H3ZM18 223V224H17ZM21 223H22V226H21ZM242 223V222H241ZM1 224V223H0ZM20 224V226L22 227V229H18V228H21L20 226H18ZM220 224V223H219ZM2 225V224H1ZM9 226H12L11 228ZM221 226V225H220ZM12 229V230H9L8 229ZM15 227V228H14ZM245 227V226H244ZM244 227L242 229H244ZM75 228V229H74ZM253 228V227H252ZM14 229V231H13ZM240 229V228H239ZM232 230V229H231ZM251 230V229H250ZM11 231V232H10ZM234 231V230H233ZM246 231V230H245ZM239 232V231H238ZM251 232V231H250ZM255 232V231H254ZM257 232V231H256ZM230 233V232H229ZM243 233V232H242ZM232 234V233H231ZM230 234V235H231ZM240 234V233H239ZM238 234V235H239ZM248 234V233H247ZM250 234V233H249ZM252 234V233H251ZM254 234V233H253ZM103 235V236H101ZM209 235V236H208ZM258 235H259V232H258ZM257 235V237H258ZM263 235V233H262ZM261 235V236H262ZM209 237V239L207 240V238L205 237ZM234 236V235H233ZM232 236V237H233ZM246 235H244L245 237ZM256 236V235H255ZM255 236H254V239H255ZM260 236V235H259ZM241 237V236H240ZM251 237V236H250ZM263 237V236H262ZM242 238V237H241ZM264 238V237H263ZM257 239V238H256ZM245 240V238H244ZM182 241V243H181ZM246 241V240H245ZM251 241V240H250ZM254 242V240H252ZM220 242V241H219ZM249 242V241H248ZM255 242H259V241H255ZM12 243V244H11ZM217 244L218 241H217ZM259 244V243H258ZM251 246V245H250ZM253 246V245H252ZM259 246V245H258ZM263 246V245H262ZM10 247H13V248H10ZM183 247V248H184ZM181 248V250L183 249ZM202 248H200L202 250ZM185 249V248H184ZM194 249V248H193ZM262 248H259L258 250H260ZM203 251V250H202ZM18 252H22L24 255H26L28 257V260H24L22 259V256H18L20 253ZM191 252V251H190ZM15 253H18L15 254ZM166 253L164 255H166ZM176 253V252H175ZM22 254V255H23ZM191 256V255H190ZM168 257V256H167ZM166 257V258H167ZM129 258V257H128ZM170 258V257H169ZM161 260V259H160ZM164 260V259H163ZM169 260V259H168ZM167 260V261H168ZM171 260V259H170ZM178 260V259H177ZM131 261V259H130ZM180 261V260H178ZM171 262V261H170ZM205 262V261H204ZM132 263V262H131ZM163 263V261H162ZM179 263V262H178ZM196 263V262H195ZM130 264V263H128ZM159 264V262H158ZM165 264V263H164Z\"/></svg>",
    "mask_w": 264,
    "mask_h": 264
}]
</instances>
